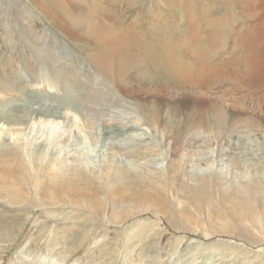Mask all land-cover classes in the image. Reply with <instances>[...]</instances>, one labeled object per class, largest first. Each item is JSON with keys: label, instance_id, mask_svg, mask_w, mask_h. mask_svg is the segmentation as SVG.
I'll return each instance as SVG.
<instances>
[{"label": "rangeland", "instance_id": "obj_1", "mask_svg": "<svg viewBox=\"0 0 264 264\" xmlns=\"http://www.w3.org/2000/svg\"><path fill=\"white\" fill-rule=\"evenodd\" d=\"M98 1L109 13L123 15V26L136 30L129 51L136 49L133 54L142 52L145 57V53H157L158 62L168 65L182 60L192 77L203 79L204 84L193 86L196 83L190 81L176 85L170 71L160 63H151L147 56V61L142 60L137 70L125 76L136 90L154 87L157 95L140 100L137 90L130 96V89L124 92L92 63L89 56L97 51L95 47L69 40L32 0H0V88L8 94H0V149L20 154L1 165L6 174L0 172V186H8L12 177L26 188L20 164L31 166L32 159L38 157L43 167L53 163L70 169L81 167L86 174L99 173L104 167L112 172L129 171L133 189L150 193L146 203L155 204L161 202L155 194L157 181H166L171 160L176 159L182 179L188 181L207 178L216 170L224 181L238 182L239 169L231 156L264 169V70L252 78L249 67L252 62L264 65V0H193L191 15L175 0ZM100 18L106 26L118 23L114 16ZM181 38L187 55L178 49ZM243 39H248V49L243 48ZM137 40L142 41L141 46L135 44ZM35 48L45 53V61ZM182 63L177 67L183 68ZM60 70L76 73L78 93L76 82L55 89L42 76L45 71L55 76ZM139 71L159 77V84H175L182 95L164 101L157 80L141 84L136 75ZM161 76L171 79L167 82ZM12 78L21 85L22 93L7 88ZM191 88H197L193 90L197 93ZM74 91L78 100L73 105L63 103L69 102ZM135 100L145 106L137 107ZM166 103L176 107L174 117H168L163 108ZM220 155L225 156L224 161ZM207 163L213 171H204ZM138 175L144 181H139ZM90 187L94 193L70 194L60 205L49 208L9 205V199L0 197V264H143V252L131 233L139 225L170 229L167 219L145 212L114 224L109 219L111 196L104 194L107 189L101 182ZM96 199L99 212L92 207ZM191 211L197 214L193 208ZM170 233L176 238L190 236L199 243L191 245L185 240L179 254L170 256L161 248L171 237L159 241L156 236V247L144 251V264L208 262L206 252L198 250L202 235L171 229Z\"/></svg>", "mask_w": 264, "mask_h": 264}, {"label": "bare ground", "instance_id": "obj_2", "mask_svg": "<svg viewBox=\"0 0 264 264\" xmlns=\"http://www.w3.org/2000/svg\"><path fill=\"white\" fill-rule=\"evenodd\" d=\"M32 1L47 18L57 25L60 33L63 32V34L67 35L69 40L95 47L97 51L89 56L92 63L106 73L108 78H111L120 89H125L124 92L130 89V96L136 95L139 91L137 97H142L141 99L139 98L140 100H144V98H150V100H152V98H155L157 95L156 91L152 90L154 87H151V89L140 87L137 91L132 86L133 81H130V78L126 79L125 76V74L132 69L137 70L138 67L141 66L142 60L147 61V56L148 59L152 61L151 63H160L165 71H170V74L173 75L172 78L176 81V85L190 84V81H194L196 84L193 86H197V84H204L205 82L199 77H192L190 70L183 67L182 60H173L171 65H168L169 63L167 64V62L164 64L160 61L158 62L160 57L157 53H145V57L142 52L141 55L133 54L136 52V49L132 50L133 52H131V50L129 51V46L134 44L131 36L135 34L134 32L136 30H133L132 27L130 29L123 26L121 23L123 15H116L115 12L109 13L110 11L108 12L106 8H104L103 3L98 0ZM75 1L79 3L78 6L74 5ZM175 1L176 3L182 2L183 6L187 9L185 12L188 11L187 13L191 15L192 6H194L193 0ZM103 13L107 16L116 17L118 23L106 26L100 18L101 15H104ZM121 13H123V11ZM190 15H188V19ZM187 24L190 27L191 16L190 24L189 20H187ZM212 31L210 32L212 33ZM188 32L191 35L192 30H188ZM247 41L248 39H243L241 43L245 45ZM141 43L142 41L140 42L137 40L135 44L141 46ZM179 43L178 49L184 53L183 55H187L184 51L182 38ZM158 47H160L159 43ZM174 47H176V45ZM248 47L249 45H245L243 48L248 49ZM168 49H171V47ZM35 50L43 54L42 61H45V53L39 48H35ZM178 53L180 52L178 51ZM174 55L176 56V54ZM137 56H139V58H136ZM165 56L166 54H164V59ZM169 58L172 59L173 57L171 56ZM180 62L183 68L177 67ZM249 67L252 78H254L258 72L264 70V65L254 62L249 63ZM179 69H183L184 72L179 73ZM215 74L219 75L218 72ZM136 75L138 76V81L141 84L144 81L143 83H145V85L151 83L153 79L157 80L155 84L158 86L156 85V88L158 87L157 90L162 92L161 94H165L163 96L165 99L163 100L166 102L176 100L182 95V91L179 87L174 86L175 84L168 85L165 82V84H161V79L150 75L148 71H139ZM42 76L48 79L51 83V87L55 89L63 88L69 81L73 83L76 82L75 91L78 93L79 82L76 73L60 70L54 76L53 72L45 71L42 73ZM163 76H165V74ZM163 76H161L162 79H164ZM168 79H164V81ZM158 81L161 83L159 84ZM8 82V89L16 93L23 92L21 85L14 83V78L9 79ZM195 89L197 88H191L190 90L193 91ZM190 90L188 91L190 92ZM75 91L70 96L69 102H63V100L62 102L73 105L72 102L78 100ZM193 92L197 93L195 91ZM0 94L8 95L1 88ZM151 104L155 105L157 103L155 101L151 102ZM135 105L137 107L145 106V104L138 100H135ZM163 108L167 110L168 117H174L172 115L176 107L166 103ZM220 156L223 157L222 160L224 161L225 156ZM12 157H14L15 160V158L20 157V154L18 155L14 149L12 152L11 150L6 151V149H0V172L6 174V171L2 170V164L6 165L5 162H7V159ZM231 158L233 164L239 169V181L236 183L224 181L217 171L213 169V166H210L211 163H207L206 169L204 170L208 172L214 170L209 177L198 181H194L193 179H190V181L182 179L184 175L181 174V167L178 166L179 163L176 162V159L171 160L168 173L165 177L166 181H157L159 183L155 188V194L159 196L161 202L151 204L146 203L147 199L151 196L150 193L145 194L143 191L133 189L135 183L133 185V178L130 176L129 171L120 170L112 172L110 168L104 167L99 173L97 171H91L86 174L81 167L70 169L56 163L43 167L41 159L34 157L32 159L33 165L31 166L19 163L21 169L25 171L24 181L26 188L23 187L19 179L11 177L8 186H0V194L2 193L0 197L3 196L9 199V205L25 204V206L28 207L37 206L38 208H49L50 205H56L58 203L60 205L63 199L70 194H89L93 192V188L90 187L91 183L101 182L107 189L105 190L107 193L104 194L108 197L111 196V216L109 215V219H112L114 224H122L125 220L129 219L131 215L139 216L145 212H152L158 216L164 215L169 223L170 229L175 231V233L185 232V234L190 235H202L203 240L200 239V247L198 250L203 249L206 252L205 254L203 253L207 255L208 260L205 264H211L212 261H214V264H264V178L262 177V175H264V169L249 165L235 156H231ZM67 168L70 170H67ZM7 170H9V168ZM136 178L139 181H144V178L140 175ZM81 181L83 184L79 185ZM16 196L18 197L17 200H15ZM127 199L133 200L134 202H126ZM92 207L99 212L100 207L97 199L96 202H93ZM191 208H193L197 214H193ZM14 216L15 215L9 217L12 219V222ZM170 229H158L154 227L152 230L146 225H139L136 230L131 233L132 241L134 243L137 242L143 252L142 256H140L143 264L145 256L144 251L156 247V244L153 243L156 236H159V241L168 239L166 235H169V238L171 237L164 247L161 248L160 245L162 253L164 254V250L167 249L168 254H171L170 256L178 253L179 248L184 244L185 240L189 241L191 245L199 243L186 235L176 238L175 234L171 235ZM159 241L158 243H160ZM44 256L41 258L46 259L48 257L46 256L45 258ZM159 256L161 257V255ZM195 261L194 259L192 264H198ZM15 264L29 263L17 262ZM184 264L191 263L186 262Z\"/></svg>", "mask_w": 264, "mask_h": 264}]
</instances>
